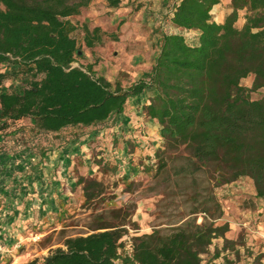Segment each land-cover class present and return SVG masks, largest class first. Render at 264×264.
I'll return each instance as SVG.
<instances>
[{"label":"trees","instance_id":"16d2710c","mask_svg":"<svg viewBox=\"0 0 264 264\" xmlns=\"http://www.w3.org/2000/svg\"><path fill=\"white\" fill-rule=\"evenodd\" d=\"M92 1L0 0V64L15 66L0 73V81L27 79L20 92L0 91L2 138L18 141L16 135L22 134L25 154L28 143L40 136L58 137L67 128L114 120L129 99L152 87L155 94L142 112L159 125V169L178 152V178L203 174L218 187L248 177L255 197L264 201V95H250L264 88V0H229L231 11L221 23L212 14L221 0H178L170 15L178 31L161 35L147 79L128 86L97 76L92 64L73 66L78 25L71 17ZM100 1L115 9L124 0ZM240 17L244 23L237 27ZM80 31L86 47L102 43L100 27L81 23ZM250 74L252 85L245 87L241 80ZM24 119L29 127L20 123ZM77 184L84 204L102 193V183L94 177L81 176ZM210 208L201 209L207 216L201 223L185 221L166 235L153 231L135 237L127 254L120 252L122 223L100 216L90 233L67 236L63 247L25 264H210L201 254L212 239L230 242L225 238L228 224H215L220 205L213 201ZM222 264L235 263L226 257Z\"/></svg>","mask_w":264,"mask_h":264},{"label":"rangeland","instance_id":"374dc122","mask_svg":"<svg viewBox=\"0 0 264 264\" xmlns=\"http://www.w3.org/2000/svg\"><path fill=\"white\" fill-rule=\"evenodd\" d=\"M134 3L135 1L133 5ZM129 4L130 2L121 3L122 6ZM121 5L118 8H121ZM138 7L126 12L128 16L137 17ZM118 8L111 9L102 1L93 0L80 15L71 17V20L78 25V31L74 34L78 52L73 66L85 67L87 64H92L97 76H103L112 83L118 79L123 86H128L139 79H147L149 67L158 52L159 40L163 33L151 31L150 27L140 25L138 35L132 40L120 38L119 19L123 15ZM156 20L158 21L157 18ZM81 23H86L90 28L99 25L103 34L102 43L93 48L86 47L80 31ZM243 23L244 19L240 17L236 26L241 27ZM159 25L155 24L153 27ZM163 26L166 32L178 31L169 29L165 22ZM14 69L13 65L0 64V73ZM252 81L253 75L250 74L241 80V84L251 87ZM26 85V78H6L0 81V91L5 89L20 92ZM250 95L252 99H259L264 95V88L254 90ZM20 123L24 127L30 125L27 119ZM120 123L117 117L103 125L67 128L62 132L61 135L73 138L90 137L88 156L84 158L82 155H77L71 171L77 179L84 176L101 181L102 193L89 204L83 203L84 197L81 193L80 196L73 198L69 210L58 215H45L42 221L47 225L46 229L54 227L56 229L36 241L30 240L29 246H16L14 253L17 256L23 254V257L4 256L0 259V263L16 261L15 264H25L35 258L42 259L51 250L63 247L62 242L65 237L90 233L100 216L102 218L99 219L103 221L122 223L120 227L124 229L122 237L124 247L120 252L127 254L137 236L153 231L166 235L185 221L201 223L203 217H207L201 209L208 207L212 210L210 207L213 206V201H216L220 205L221 214L220 218L215 220V224H223L229 217L235 218L237 212L245 211L250 217L245 219L244 224L234 228L233 238L228 239L230 242L225 243L220 237L212 239L207 252L201 254L203 261L222 264L227 257L235 264H264V218L261 215L264 211V201L252 194L255 190L250 178L241 177L218 187H213V183L203 174L180 179L174 173L179 163L178 152L171 156L163 169H159L155 152L161 147V142H157L161 140L153 134H149L152 140H148L150 145L147 151L139 145L137 147L128 145L127 150L118 151L116 148L121 147L123 142L129 141V135H132L126 129V131L116 130L121 126ZM150 125L152 127V124ZM140 136L148 137V133ZM21 137L22 134L16 135L19 142ZM136 137L131 138L137 139ZM53 139H55L53 136H40L39 144L46 147L48 144L45 143ZM12 141L14 139L10 136L0 137V147ZM156 142L158 144L154 147ZM112 167L115 171H112ZM22 173L26 172L23 170ZM80 187L82 190V185ZM113 211L118 212L113 214ZM3 220L5 218L0 215V221ZM24 221L23 219L19 222ZM38 224L39 222L32 226L35 228ZM216 253L219 256L214 258Z\"/></svg>","mask_w":264,"mask_h":264},{"label":"crops","instance_id":"0c3cea01","mask_svg":"<svg viewBox=\"0 0 264 264\" xmlns=\"http://www.w3.org/2000/svg\"><path fill=\"white\" fill-rule=\"evenodd\" d=\"M177 1L124 0L122 4L124 2H130V4L121 5V8H118V11L123 15L119 19L121 32L119 37L132 40L138 35L140 25L148 26L151 31L157 33L169 34L170 32L163 30V22L174 31L175 28L170 23V15L172 7ZM169 2L170 4H168ZM133 7H138L137 17L128 16L126 13ZM220 10L222 11L220 12ZM230 11L229 0H224L212 9L213 19L221 23ZM138 20L140 22H135ZM155 24L160 25L153 27ZM96 26L99 27V25ZM149 68L151 69V65ZM154 94L155 90L148 87L141 95L129 99L124 111L117 116L121 126L116 130H128V133H132L129 135V141L123 142L121 147L116 148L118 151L127 150L128 145L131 147L139 145L147 151V147L150 145L148 140H152L149 134H153L161 140L159 125L155 121L147 119L142 112V105L146 104ZM145 133H148V137L141 138L140 135ZM116 136L118 137V134ZM0 137L2 136L0 135ZM54 138L45 143L48 144L46 147L40 146L39 138H36L34 142L28 143L29 147L26 149L28 151L25 154L23 152L24 145L16 140L0 147V215L5 218L3 222L0 221V259L4 256L23 257V254L17 256L14 253L16 246H29L30 240L36 241L48 232L55 230L56 227L46 229L47 225L42 221L45 215H58L69 210L73 198L82 193L71 169L77 155H82L84 158L88 156L90 137L76 136L73 138L59 134ZM157 142L154 143V147L158 144ZM40 149L45 151L42 156L39 154ZM23 170L26 173H22ZM252 194L255 195V192L252 191ZM246 214L245 211H242L237 212L235 218H226L225 222L229 226V230L225 234L226 239H232L234 228L244 224L245 219L250 217ZM23 219L24 222H19ZM37 222L39 224L34 228L32 225H36Z\"/></svg>","mask_w":264,"mask_h":264},{"label":"built area","instance_id":"2783aa9c","mask_svg":"<svg viewBox=\"0 0 264 264\" xmlns=\"http://www.w3.org/2000/svg\"><path fill=\"white\" fill-rule=\"evenodd\" d=\"M0 264H5V263H0ZM6 264H14V262L13 263L12 262L11 263H6Z\"/></svg>","mask_w":264,"mask_h":264}]
</instances>
